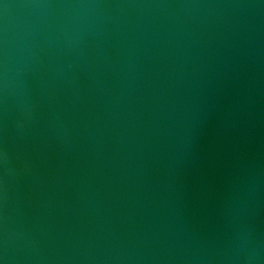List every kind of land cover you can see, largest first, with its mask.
<instances>
[{"label":"water","instance_id":"95a60500","mask_svg":"<svg viewBox=\"0 0 264 264\" xmlns=\"http://www.w3.org/2000/svg\"><path fill=\"white\" fill-rule=\"evenodd\" d=\"M0 264H264V0H0Z\"/></svg>","mask_w":264,"mask_h":264}]
</instances>
